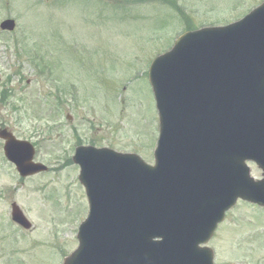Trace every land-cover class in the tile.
<instances>
[{
  "label": "rangeland",
  "instance_id": "rangeland-1",
  "mask_svg": "<svg viewBox=\"0 0 264 264\" xmlns=\"http://www.w3.org/2000/svg\"><path fill=\"white\" fill-rule=\"evenodd\" d=\"M121 1L125 11H115L113 0L0 1V22L12 17L18 26L12 36L0 31V90L9 76L17 95L8 99V106L0 102V126L19 139L42 141L39 160L63 164L67 153L72 154L76 130L85 144L96 141L121 153L136 152L153 164L158 116L147 72L151 61L168 51L186 29L161 1ZM262 2L178 0L193 18L194 28L224 26ZM31 53L46 57L52 72L46 68L39 74ZM15 106L21 110L14 111ZM63 113L72 117L67 125ZM51 127L58 129L48 136ZM59 143L58 150L53 145ZM2 146L0 142V191L10 199L0 194V264H63L62 253L76 248L73 232L87 213L78 173L74 166L64 167L45 188L42 183L50 176L41 175L42 182L29 178L20 185ZM251 168L259 178L260 172ZM11 199L32 222L27 237L1 221L9 217ZM225 219L209 244L216 251V264H264V209L238 202Z\"/></svg>",
  "mask_w": 264,
  "mask_h": 264
},
{
  "label": "water",
  "instance_id": "water-1",
  "mask_svg": "<svg viewBox=\"0 0 264 264\" xmlns=\"http://www.w3.org/2000/svg\"><path fill=\"white\" fill-rule=\"evenodd\" d=\"M149 73L161 126L155 167L81 150L74 161L90 212L65 264H212L199 245L225 212L239 198L264 207V180L245 165L264 175V5L224 29L183 35ZM4 139L27 175L31 148L27 157L23 144Z\"/></svg>",
  "mask_w": 264,
  "mask_h": 264
},
{
  "label": "trees",
  "instance_id": "trees-1",
  "mask_svg": "<svg viewBox=\"0 0 264 264\" xmlns=\"http://www.w3.org/2000/svg\"><path fill=\"white\" fill-rule=\"evenodd\" d=\"M174 6V5H173Z\"/></svg>",
  "mask_w": 264,
  "mask_h": 264
}]
</instances>
